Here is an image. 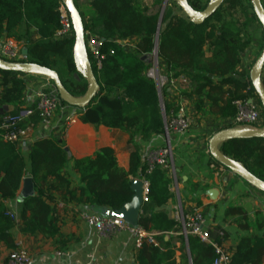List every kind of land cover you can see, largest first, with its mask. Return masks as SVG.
<instances>
[{"label": "trees", "instance_id": "trees-1", "mask_svg": "<svg viewBox=\"0 0 264 264\" xmlns=\"http://www.w3.org/2000/svg\"><path fill=\"white\" fill-rule=\"evenodd\" d=\"M79 1L75 3L84 22L85 35L90 33L104 40L100 49L104 56L102 68L97 69L92 64L100 91L90 105L78 109L79 120L83 124L104 126L127 134L131 150L129 168L125 170L118 164L112 148H102L91 157L75 160L74 169L80 176V186L73 189L72 181L65 173L69 163L66 144L54 137L35 141L26 161L16 144L5 140L7 131L3 128L23 110L27 83L22 76L26 75L0 70L3 76L0 82V243L12 250L17 248L12 231L18 222L5 201L18 196L27 177L32 179L35 194L22 202L21 232L40 234L46 239L56 238L61 230L55 194L63 204L120 211L132 202L133 181L144 178L150 184L149 203L142 208L138 226L155 233L157 244H144L136 263L190 264L191 257L192 264H213L215 252L212 247L202 246L193 237H189L186 247L183 236L176 234L177 222L166 213L156 211L164 207L173 194L172 180L166 173L156 168L146 174V167L142 165L140 142L163 134L165 129L157 85L147 76L152 64L145 57L152 56L157 49L159 62L164 65L169 80L186 78L192 83V94L201 97L196 102L198 112L204 110L205 99L210 102L208 111L212 116L233 120L238 113L237 102L257 97L250 74L237 76L242 57L253 43L251 26L257 23L263 30L251 0L248 5L252 11L243 4L244 0H225L202 25L193 24L175 0H168L165 7V0H84L87 3L84 9ZM213 1L188 0L196 11L206 10ZM61 2L0 0V40L7 36L21 43L27 51L21 63H33L56 71L66 89L80 98L87 93L89 84L77 73L75 37L55 38L61 29L58 11ZM240 14L244 21L238 18ZM132 37L141 40L134 53L126 52L114 42V38L127 40ZM183 95L187 96L186 93ZM60 102L62 106H69L61 99ZM258 103L262 107L259 99ZM7 107H12V111ZM171 110L177 109L165 105V116H169ZM40 122L35 112L11 130H26ZM230 128L234 127L227 125L224 129ZM220 151L264 181V139L230 140L220 145ZM211 163L222 167L212 158ZM234 217L245 223L243 227L249 228L250 218L243 208L230 207L226 219ZM256 228L261 230L264 224L259 223ZM177 252L181 253L180 259ZM263 263L264 235L242 238L232 253L231 264Z\"/></svg>", "mask_w": 264, "mask_h": 264}, {"label": "crops", "instance_id": "crops-1", "mask_svg": "<svg viewBox=\"0 0 264 264\" xmlns=\"http://www.w3.org/2000/svg\"><path fill=\"white\" fill-rule=\"evenodd\" d=\"M262 2L264 4V0ZM82 4L86 7L87 3L82 1ZM7 39L14 40L4 36L0 43ZM114 41L125 46V51L129 53H134L136 46L141 44L140 38L136 37L127 40L114 38ZM18 45L23 52L25 49L22 44L18 43ZM251 47L243 55L242 62ZM240 66L237 68V72H239ZM161 68L166 73L162 63ZM243 73L245 72L243 71ZM22 78L27 83L23 107L35 105L38 94L52 87L50 81L40 78L38 75H26ZM2 80L3 76L0 74V82ZM185 80L183 81L181 78L174 80L173 84H169L164 90L162 97L164 106L169 105L172 109L183 107L192 125L188 133L173 134L170 137L174 149L176 170V179L172 180L171 185L173 197L164 207L156 211L164 212L172 218L173 209L179 204L186 210H191L194 207L199 208L207 219L212 238L232 254L242 238L263 237L264 228L259 230L256 225L264 224V193L224 167H216L211 163V157L208 154L209 140L220 129L224 130L227 125H231V120L212 116L208 111L210 102L205 99L203 100L204 110L198 112L196 102L201 97L192 94L193 85L188 79L185 78ZM1 91L0 87V93ZM183 93H186L187 96ZM12 109V107H7L8 111H12ZM79 117L78 109L62 106L51 121L40 122L32 130L30 144L21 150L28 161L35 141L48 137L64 141L69 156L65 173L72 181L73 189L80 186V176L74 169L75 160L91 157L100 149L108 147L114 150L118 164L128 170L131 153L127 134L104 126L96 127L83 124ZM67 124H70L68 128ZM166 141L164 132L146 142H140L143 166L145 156L162 148ZM212 166H215V169ZM28 172H30V164H28ZM25 180L18 196L5 201V204L18 222L12 231L16 246L28 252L31 258L30 264H137L136 258L139 250L135 249L134 238L130 233L101 235L84 221L86 215L109 216L112 211L76 203L63 204L56 194L54 196L57 203L64 205L63 208H59L60 234L54 239H46L40 234L22 233L20 221L22 202L27 196L35 194L33 185L30 192L26 191ZM212 190L217 191L216 199H212L209 195ZM232 206H239L248 213L250 218L248 229L243 227L245 223L237 220L236 217L226 219V213ZM124 220L131 226H137L127 218ZM176 234H179V231ZM177 247H180V244H177ZM12 251L6 244L0 243V264L8 263V257ZM180 256L181 253L177 252L178 259Z\"/></svg>", "mask_w": 264, "mask_h": 264}, {"label": "built area", "instance_id": "built-area-1", "mask_svg": "<svg viewBox=\"0 0 264 264\" xmlns=\"http://www.w3.org/2000/svg\"><path fill=\"white\" fill-rule=\"evenodd\" d=\"M58 11L60 13L61 29L56 33L55 38L57 40H62L73 37V23L62 2L60 3ZM103 41L102 38L97 37L96 35L90 33H86L85 35V43L89 57H91L92 60L91 63L94 64L97 69L102 68V61L104 59V56L100 54ZM117 45L125 48L122 44ZM152 57L153 62L147 72V76L156 83L160 99H162L164 90L167 89L169 84H173L174 80H169L167 74L162 71L161 63L155 53ZM0 59L8 63H20L23 59L22 49L17 42L12 39H7L0 43ZM181 79L186 81L185 78ZM236 106L238 109L237 116L231 120L230 123L233 127L246 124L251 126L249 129L258 130L262 128L260 126L264 123V111L255 97H250L246 101H239L236 103ZM31 107L32 106L23 107L18 118L10 119L9 124L3 125V128L7 131L5 140L16 144L17 148L20 150H23L30 144V135L35 127L31 126L26 130L20 131H12L11 128L18 122L28 119L35 112L38 113L41 122L51 121L62 107L55 87L52 85L50 89L40 92L37 96L35 104L36 108L32 109ZM164 118V132L167 138L166 144L162 148L147 154L145 156L144 166L146 167V174H150L156 168H160L171 180H173L176 179V170L174 149L170 137L173 134L182 135L188 133L191 130L192 123L183 107H179L176 111L171 110L169 116H165ZM69 126L70 124L66 125L67 128ZM212 168L215 169V166H212ZM135 180H139L142 183V202L144 206L149 203L148 195L150 184L144 178ZM58 207L63 208L64 205L58 204ZM142 213L143 212L141 211V215ZM172 218L177 222L179 235L183 236L186 243H188L189 237H193L199 240L202 246L213 248L215 252L213 264H231L232 254L222 244L212 238L208 228L207 219L199 208L194 207L191 210H186L181 204H179L174 207ZM84 221L101 235L117 234L121 232L130 233L134 238L136 250H140L144 244H157L155 233L147 232L144 228L138 225L131 226L122 218L86 215ZM30 262L31 258L28 252L22 248H16L9 254L7 264H30Z\"/></svg>", "mask_w": 264, "mask_h": 264}, {"label": "water", "instance_id": "water-1", "mask_svg": "<svg viewBox=\"0 0 264 264\" xmlns=\"http://www.w3.org/2000/svg\"><path fill=\"white\" fill-rule=\"evenodd\" d=\"M76 0H62V3L66 7L74 29L75 45H74V60L77 69V73L80 74L84 79L87 80L89 88L85 96L75 97L73 96L63 85L59 74L46 67H42L33 63H8L0 59V70L5 72L20 73L24 75H38L45 77L48 81L53 83V86L58 92L60 99L69 105L77 109H85L92 101L97 97L100 91L99 82L94 74L93 66L89 58L85 43V30L84 22L81 17L80 11L76 7ZM181 4V8L188 19L196 25H202L205 21L210 19L218 9L224 4L225 0H214L209 7L204 11H196L189 4L188 0H175ZM253 7L255 9L256 16L261 23L264 30V4L262 0H251ZM168 3L165 0L164 7ZM24 56L27 55V51H23ZM156 57L158 58V51H155ZM264 71V52L256 60L250 71V81L256 92V96L261 102L262 108L264 110V82L261 80V76ZM77 75V74H76ZM161 102V99H160ZM162 106V104H161ZM162 112L165 117V111L162 106ZM262 138L264 139V128L263 129H249V128H230L218 131L214 134L208 143L210 157L220 164L225 169L231 171L240 179L247 182L249 185L255 189L264 193V181L253 175L245 166L230 159L222 154L220 151V145L236 139H253ZM26 191L30 192L32 190V179L27 178L25 180ZM132 190L134 196L132 202L126 204L120 211H112L109 216L118 218H127L134 225H138V219L141 215L143 208V190L142 183L139 180L133 181ZM217 191H210L209 195L212 199H216ZM190 256V255H189ZM190 264L191 257H189Z\"/></svg>", "mask_w": 264, "mask_h": 264}, {"label": "rangeland", "instance_id": "rangeland-1", "mask_svg": "<svg viewBox=\"0 0 264 264\" xmlns=\"http://www.w3.org/2000/svg\"><path fill=\"white\" fill-rule=\"evenodd\" d=\"M82 1H84V0H81V1H79V3H80V7H81V9H84V6H82L83 4H82ZM177 4L181 7V4L180 3H178L177 2ZM245 6H247L248 7V10L249 11H252V9H250V7H249V5H248V0H244V3H243ZM182 9V8H181ZM255 10V9H254ZM179 11V10H178ZM180 13V12H179ZM181 15H183L184 13L183 12H181L180 13ZM240 17V19L242 20V21H244V17H242L241 16V14L240 15H238V18ZM250 33L252 34V36H253V43H252V47H251V49L249 50V53L246 55V57L245 58H243V62L241 63L242 65L240 66V68H239V72H237V76H240V74H242L243 73V71L245 72V73H249L250 74V71H251V69H252V67H253V65L255 64V62H256V60L261 56V54H263V52H264V34H263V30H262V28H261V26H259L257 23H255V24H253L252 26H251V28H250ZM153 57L152 56H146L145 57V60H147L149 63H151L152 64V62H153ZM64 75V77H66L67 75H66V73H64L63 74ZM76 76V78H78L77 76L78 75H75ZM38 77H40V78H44V79H46L45 77H42V76H38ZM67 78V77H66ZM86 80V79H85ZM261 80H262V82H264V71H263V74H262V76H261ZM256 98V100H258L257 99V97H255ZM161 104H162V106H163V108H164V111H165V106H164V104H163V100L161 99ZM261 107V106H260ZM262 108V107H261ZM263 109V108H262ZM264 111V110H263ZM260 127H262L261 129H263L264 128V123L260 126ZM234 128H251V126L250 125H246V124H244V125H238V126H236V127H234Z\"/></svg>", "mask_w": 264, "mask_h": 264}]
</instances>
